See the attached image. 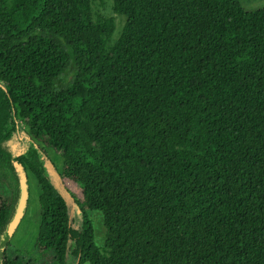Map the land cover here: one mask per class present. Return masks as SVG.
Here are the masks:
<instances>
[{"label":"trees","instance_id":"1","mask_svg":"<svg viewBox=\"0 0 264 264\" xmlns=\"http://www.w3.org/2000/svg\"><path fill=\"white\" fill-rule=\"evenodd\" d=\"M92 1L0 0V245L31 173L54 264H264V9Z\"/></svg>","mask_w":264,"mask_h":264},{"label":"rangeland","instance_id":"2","mask_svg":"<svg viewBox=\"0 0 264 264\" xmlns=\"http://www.w3.org/2000/svg\"><path fill=\"white\" fill-rule=\"evenodd\" d=\"M243 8L248 12L264 9V0H240ZM94 17H103L115 19L116 30L113 36V40L116 39L120 31L122 30L126 16L117 15L113 11L112 0H93L92 1ZM20 125L24 126V123L20 122ZM51 159L54 161L58 168L62 166L61 152H56L53 149H49ZM75 193L80 195V191L71 186ZM21 196L17 203V212L19 221L14 229V232L6 245L8 254L11 258L20 256L26 261H30L34 264H54L55 254L48 252L45 254H39L35 251V245L38 238L39 226L41 223V207L39 202V196L41 188L35 179V177L28 173L22 175L21 180ZM90 216L94 222L96 232V243L102 245L105 239V228L102 220V215L99 212L92 211ZM28 251L29 254H25ZM67 264H76L74 260H69ZM89 264V263H85Z\"/></svg>","mask_w":264,"mask_h":264},{"label":"water","instance_id":"3","mask_svg":"<svg viewBox=\"0 0 264 264\" xmlns=\"http://www.w3.org/2000/svg\"><path fill=\"white\" fill-rule=\"evenodd\" d=\"M78 212H81V210L78 209ZM18 213L19 212H17V210H16V213H15L12 221L10 222V225L8 227V230L6 231L5 235L2 238L1 245H0V248L1 249H5L6 245L10 241V238H11L13 232H14V229H15L18 221H19Z\"/></svg>","mask_w":264,"mask_h":264}]
</instances>
